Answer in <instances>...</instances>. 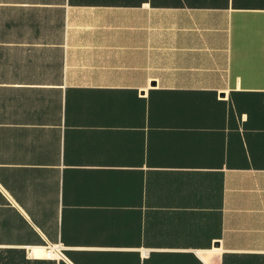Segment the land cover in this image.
<instances>
[{"label": "crops", "instance_id": "crops-1", "mask_svg": "<svg viewBox=\"0 0 264 264\" xmlns=\"http://www.w3.org/2000/svg\"><path fill=\"white\" fill-rule=\"evenodd\" d=\"M0 264H264V0H0Z\"/></svg>", "mask_w": 264, "mask_h": 264}, {"label": "built area", "instance_id": "built-area-1", "mask_svg": "<svg viewBox=\"0 0 264 264\" xmlns=\"http://www.w3.org/2000/svg\"><path fill=\"white\" fill-rule=\"evenodd\" d=\"M43 253L45 257L52 259H60L64 257L63 245L47 243L43 248Z\"/></svg>", "mask_w": 264, "mask_h": 264}]
</instances>
